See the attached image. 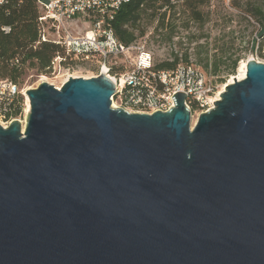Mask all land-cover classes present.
<instances>
[{"label":"water","instance_id":"1","mask_svg":"<svg viewBox=\"0 0 264 264\" xmlns=\"http://www.w3.org/2000/svg\"><path fill=\"white\" fill-rule=\"evenodd\" d=\"M192 126L112 107L102 73L0 124V264H264V63Z\"/></svg>","mask_w":264,"mask_h":264},{"label":"built area","instance_id":"2","mask_svg":"<svg viewBox=\"0 0 264 264\" xmlns=\"http://www.w3.org/2000/svg\"><path fill=\"white\" fill-rule=\"evenodd\" d=\"M128 1L37 0V44H60L76 56L98 59L100 67L96 76L104 73L115 80L116 94L112 99L116 97L120 103L119 107L129 113L152 114L156 111H169L174 106L172 96L176 92L185 93L187 107L191 110L192 105L196 104L199 107L196 111L199 115L212 109L219 90L207 72L188 62L179 63L171 69H157L153 53L147 46V35L130 44L123 43L115 36L110 27L111 21L122 4ZM169 1L175 4L181 0ZM220 1L229 4L231 0ZM7 2L8 0H0V6ZM81 18L88 21L91 29L82 36L73 37L69 29L73 21ZM1 29L10 31L9 26H3ZM252 55L257 57V60H254L264 63V34L256 35L253 40ZM119 58H122V63H118ZM18 61L16 59V62ZM57 61H61V58L57 57L53 61V69ZM26 90L10 79L0 78V124L3 127H8L16 119L22 121L25 112L27 115V99L21 117L8 116V110L5 108L17 94L21 93L25 98Z\"/></svg>","mask_w":264,"mask_h":264},{"label":"rangeland","instance_id":"3","mask_svg":"<svg viewBox=\"0 0 264 264\" xmlns=\"http://www.w3.org/2000/svg\"><path fill=\"white\" fill-rule=\"evenodd\" d=\"M174 5L173 9H162V13H167L165 21L154 20L146 26L143 35H147V46L153 53L155 65L177 59L179 63H192L207 72L217 90H221L224 84L239 74L243 61L257 60V57L252 55V43L256 35L261 36L263 33L264 16L256 15L255 11L256 8H260L264 14V0H233L229 4L220 0L214 2L208 0L198 4L195 10L191 5L185 4L184 0ZM90 29L88 21L81 18L73 21L69 31L73 37H78ZM136 33L139 34L140 29H137ZM221 58L226 60L227 65H230L232 60L239 59L234 72H229L227 66H221L220 72L214 74L212 64ZM117 61L122 63L123 60L119 58ZM207 62L208 67L205 66ZM99 67L96 58L84 61L82 59L57 61L50 75L27 66L20 82L25 90L36 88L42 82L41 76L45 75L49 79L46 82L62 87L70 77H95ZM114 102L115 108H118L120 103L116 97L112 99V107ZM191 112L194 126L199 114L193 109ZM25 119L26 112L21 120L25 122Z\"/></svg>","mask_w":264,"mask_h":264},{"label":"trees","instance_id":"4","mask_svg":"<svg viewBox=\"0 0 264 264\" xmlns=\"http://www.w3.org/2000/svg\"><path fill=\"white\" fill-rule=\"evenodd\" d=\"M193 9L198 4H203L208 0H184ZM233 0H231V3ZM174 4L169 0H129L120 7L114 19L111 21L115 36L125 44H130L145 34L146 26L154 20L162 22L166 19V12L162 9H173ZM195 10V9H194ZM195 13L197 11H194ZM199 14V13H196ZM256 15L264 16L260 8H256ZM39 8L37 0H8L0 6V78L10 79L20 85L21 77L25 73L27 66L36 68L42 74L50 75L53 71L52 63L57 58L61 62L68 59L74 61L86 59L84 56H78L68 52L66 47L55 43H40L39 41ZM3 26H9L10 31L5 32L1 29ZM140 29L137 34L136 30ZM264 34V30L262 35ZM74 57V59H73ZM16 59L19 60L16 62ZM239 59L232 60L227 65L226 60L221 58L215 61L213 66L214 74H218L221 66H227L229 72H234L238 66ZM179 64V60L173 62H163L155 65L157 69H171ZM209 66V62L206 63ZM7 114L10 117H21L24 113L25 98L19 93L11 103L5 105ZM194 111L199 110L196 104L192 105Z\"/></svg>","mask_w":264,"mask_h":264},{"label":"bare ground","instance_id":"5","mask_svg":"<svg viewBox=\"0 0 264 264\" xmlns=\"http://www.w3.org/2000/svg\"><path fill=\"white\" fill-rule=\"evenodd\" d=\"M246 73H247V62L246 61H243L241 63V65H240V68H239V74L237 76L232 77L231 80L229 81V83L234 82V80H235L234 78H236L237 80L244 79L246 77ZM108 77L111 78V76H108ZM41 78H42V81H47V79H48L45 75H42ZM111 79L115 82V80L113 78H111ZM227 84H224L223 87H222V89L219 90V92L217 93V95L214 98V101H216V100H218L220 98V95L224 91L225 86ZM26 99H27V113H29V111H30V99H29V97L27 95H26ZM114 107H116L115 102H114Z\"/></svg>","mask_w":264,"mask_h":264}]
</instances>
